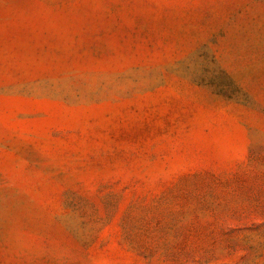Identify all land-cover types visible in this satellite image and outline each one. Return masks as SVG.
Listing matches in <instances>:
<instances>
[{
  "label": "rangeland",
  "instance_id": "1",
  "mask_svg": "<svg viewBox=\"0 0 264 264\" xmlns=\"http://www.w3.org/2000/svg\"><path fill=\"white\" fill-rule=\"evenodd\" d=\"M0 264H264V0H0Z\"/></svg>",
  "mask_w": 264,
  "mask_h": 264
}]
</instances>
